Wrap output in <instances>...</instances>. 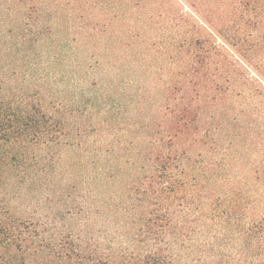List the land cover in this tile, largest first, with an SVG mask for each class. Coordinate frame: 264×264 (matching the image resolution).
<instances>
[{"label": "trees", "instance_id": "16d2710c", "mask_svg": "<svg viewBox=\"0 0 264 264\" xmlns=\"http://www.w3.org/2000/svg\"><path fill=\"white\" fill-rule=\"evenodd\" d=\"M41 1L0 0V38H9L6 46L22 52L24 62L33 44L31 4ZM203 1L206 21L217 16L223 27H237L264 56V0ZM190 17L173 18L169 47L186 71L160 89V119L147 123L158 134H148L141 150L123 151L119 139L103 144L117 136L110 130L118 103L93 128L82 121L95 109L84 94L75 120L61 102L44 103L41 87L37 95H9L0 81V264H264V196L211 189L225 163L208 153L219 148L215 136L229 128L221 118L231 109L219 105L240 85V66L212 33L197 35L194 27H208L205 20ZM66 147L93 165L89 176L82 177L79 161L76 182L62 179ZM128 153L134 171L125 174L124 164L116 163ZM116 183L123 185L121 198L108 195ZM14 191L29 194L27 216L10 206Z\"/></svg>", "mask_w": 264, "mask_h": 264}, {"label": "rangeland", "instance_id": "374dc122", "mask_svg": "<svg viewBox=\"0 0 264 264\" xmlns=\"http://www.w3.org/2000/svg\"><path fill=\"white\" fill-rule=\"evenodd\" d=\"M41 2L31 4L28 18V31H33L29 62L22 60V52L14 53L6 46L4 40L9 38H0V81L5 92L37 95L41 87L39 97L44 103L61 102L75 120L76 102L84 94L95 109L82 121L93 128L106 119L108 106L118 103L121 107L112 113L116 118L110 130L117 136H107L103 144L110 146L113 139H119L118 148L123 151L144 148V138L158 134L147 123L160 119V89L173 86L175 72L186 71L183 58L169 47L176 33L173 18L187 14L197 22L206 21L207 5L203 0H80L76 8V0ZM79 12L85 17H76ZM214 17L212 23L206 21L208 27L200 28L198 23L194 31L205 37L212 33L222 52L236 60L240 85L219 105L231 109L221 118L229 128L215 136L220 138L219 148L209 149V157L214 154L225 163L211 189L221 195L234 188L241 197L256 200L264 196V56L237 27H223ZM94 141L91 135L90 146ZM61 155L64 181L76 182L79 161L84 165L83 178L92 172L93 165L75 148L66 147ZM131 157L125 154L116 163L124 164L125 174L134 171L126 162ZM15 192L10 195V206L27 216L29 194ZM108 195L121 198L123 185L111 186Z\"/></svg>", "mask_w": 264, "mask_h": 264}]
</instances>
